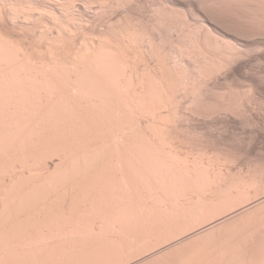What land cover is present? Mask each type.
Instances as JSON below:
<instances>
[{
  "label": "bare ground",
  "instance_id": "obj_1",
  "mask_svg": "<svg viewBox=\"0 0 264 264\" xmlns=\"http://www.w3.org/2000/svg\"><path fill=\"white\" fill-rule=\"evenodd\" d=\"M152 1L0 0V264L148 244L220 264L213 240L264 219L260 162L190 128L262 111L227 82L264 58V0ZM253 240L225 264H264Z\"/></svg>",
  "mask_w": 264,
  "mask_h": 264
},
{
  "label": "rangeland",
  "instance_id": "obj_2",
  "mask_svg": "<svg viewBox=\"0 0 264 264\" xmlns=\"http://www.w3.org/2000/svg\"><path fill=\"white\" fill-rule=\"evenodd\" d=\"M142 1H148V0H142ZM149 1H152V0H149ZM152 2H155V3H159V0H154V1H152ZM95 13V11L94 10H91V11H89V13L90 14H93V12ZM111 14V15H110ZM116 15H117V13H109L108 15L106 14V15H104V16H102L103 18L102 19H100V18H98V21H97V26L98 27H100V25H102L106 20H107V18H108V20H110V19H115L116 18ZM144 16H148V8H145L144 9V14H143ZM110 18V19H109ZM106 19V20H105ZM255 64V65H254ZM257 64V65H256ZM255 66V67H254ZM247 70H248V72H247ZM256 70V71H255ZM259 70V71H258ZM239 72L240 73H238L237 75H231L229 78H228V82L227 83H229L230 84V82L232 83L231 85H234V86H239L240 85V87H244V86H248V85H250V84H252L253 82H254V84H256V85H259L260 86V90H259V94H257V99L259 100V104H261V108H262V111H260L259 109H258V106L256 107V109L253 111V112H250V114H248L246 117H238V120H237V118H221V119H219V120H197V121H195L194 123H192L191 125H190V128H192V129H194V130H196V131H200V132H202L203 133V131L204 130H206V131H204V133H203V135L205 136V138H207L210 142H212V141H214L213 143H215V141H216V145H220V143H221V145L220 146H223V145H225L224 147H226V148H229L231 151H238L237 153H242L241 155H243V158H245V159H248L249 158V160H252V161H256V160H258V163L260 162H263V164L261 163H259V165L261 166V167H264V100H263V98H264V79H263V77H261L260 75H264V58H263V60L261 61V63L260 62H252V63H248L247 65H246V67L245 68H242V70H239ZM251 73V74H250ZM244 75V76H243ZM246 75H248V76H246ZM249 75H251V76H249ZM255 75V76H254ZM257 76H260V77H257ZM249 78V80H247L248 78ZM237 78V79H236ZM244 78H246V80L244 79ZM263 79V80H262ZM233 80V81H232ZM262 80V81H261ZM240 81V82H239ZM242 81V82H241ZM247 81V82H246ZM248 85H247V84ZM243 84V85H242ZM263 85V86H262ZM262 94V95H261ZM260 98V99H259ZM260 102H262V103H260ZM258 109V110H257ZM262 112V113H261ZM261 115V116H260ZM240 118V119H239ZM251 118H253V120L251 119ZM241 119H243L242 121H241ZM219 121V122H218ZM245 121V122H244ZM225 122V123H224ZM197 125H196V124ZM229 123V124H228ZM244 124V125H243ZM247 124V125H246ZM194 126H196V128L194 127ZM201 126H203V127H201ZM208 130H207V129ZM210 128V129H209ZM210 137H212V138H210ZM211 139H212V141H211ZM218 142V143H217ZM225 143V144H224ZM241 150V151H240ZM249 156V157H248ZM247 157V158H246ZM254 161V162H255ZM257 162V161H256ZM260 167V168H261ZM261 169H263L264 170V168H261ZM263 201V203H264V199L262 200ZM262 201L261 202H258L257 204L258 205H260V203H262ZM234 205L236 206L237 205V203H234ZM234 205L232 204V205H230L229 206V208L230 207H234ZM229 208H227V209H229ZM218 214L219 213H216V214H213L214 215V217H216V216H218ZM213 215H211L212 217H213ZM235 217V216H234ZM233 217V218H234ZM210 218V217H209ZM233 218H230V219H227L226 221H230V220H232ZM263 221H264V219L261 221V223L260 222H253L252 223V221H250L251 222V224H250V222H249V225H248V222H242L241 224H237V227L236 228H230L232 231H233V229H237L236 231H234L235 233H233L230 229L228 230V231H230V232H228L227 233V231L226 232H224V234L226 233V234H229L230 233V235L227 237V236H223L224 237V240L222 239L223 237H221L220 239H218V241H220V242H218L217 241V239L215 238L214 240H213V245L214 244H216V245H218V248H220V247H225L228 251V253H230V254H227V255H225V256H229L230 255V257L232 256V254H234L232 257H234L235 255H236V257L238 258V256L240 257V256H243V257H252L253 255V250H250V249H253L252 247L250 248V246H249V248L247 247L248 245H251V244H249V242H251L253 239H256L259 235H260V233H262L263 231H264V224H262L263 223ZM194 223L195 222H192V225H191V227H193L194 228V231L196 230V229H198L199 228V226H200V228L198 229V231L196 230L195 232H193V233H191L192 232V230H191V232H188V233H191V235L193 236L194 234H197L198 232H199V234H200V231L202 230L201 229V227L202 226H204L205 224H201V222L199 221V222H196L195 223V225L198 227H196L195 228V225H194ZM198 223L200 224V225H198ZM257 223V224H256ZM259 223V224H258ZM246 224V225H245ZM262 224V226H260ZM202 225V226H201ZM238 225H240V226H238ZM244 225V226H243ZM247 225L249 226V227H247ZM244 228H242V227ZM245 226H246V228H245ZM238 227H240V228H238ZM242 228V229H241ZM201 229V230H200ZM247 229H248V231L249 232H247ZM238 231H240V232H238ZM197 232V233H196ZM233 233V234H232ZM178 234V233H177ZM223 234V235H224ZM225 234V235H226ZM190 235V236H191ZM174 236H176V234H174ZM189 236V235H188ZM177 238V237H176ZM222 239V240H221ZM172 241V240H171ZM175 239H173V244L176 246H178L180 243H177L178 241H175ZM253 241H256V240H253ZM253 241H252V243H253ZM215 242V243H214ZM247 243H248V245H247ZM222 244V245H221ZM245 244H246V246H245ZM147 246V245H146ZM146 246H144V247H140V248H138V247H136V248H134V247H131V248H129L128 249V247H119V250L116 248V250H115V252L113 253L112 252V254L110 253V255L113 257H111L110 255V257L109 256H106L107 254L106 253H104L103 255L105 256V259H104V257H103V255L102 254H100L99 256L101 257V258H98V253H100V249H96L95 248V252H92V254L93 253H97V251H99L97 254H95V258H96V261L94 260V259H90L92 256H91V254H88L87 255V252L88 251H90L92 248H89V250L86 252V255H85V251L86 250H83V248L80 250V252L82 251V253L83 254H79V255H77L78 254V252H77V254H75L76 253V249H74V251H72V252H75L74 253V255L76 256V257H78L79 258V260H77L75 263L74 262H72L73 260H72V258H74V257H72L71 258V256H73V254H72V252L70 251V253H69V255H68V253H67V257H70L71 258V262H68L67 260H70V258H68L67 259V257H66V253L65 254H62V255H64L63 256V258L61 257V256H59V258L58 259H60V261L58 262L59 264H60V262H61V260L63 259H67L66 261H62V262H65V263H73V264H119V262H120V264H146V263H153V264H175L176 262H175V260L173 259V258H171V257H163V258H161V260L159 259V261L156 259V258H158V257H160L162 254L164 255V253H166L167 251H169L168 250V247L169 246H171V245H169V246H166L165 247V245H164V247L162 246V245H160V246H162L161 247V249H160V246H158L159 247V249L156 247V250L157 251H155V248H154V245H152V244H148V246L146 247ZM153 247L154 249H151V248H149L150 250H149V252H148V247ZM133 248V249H132ZM138 248V249H137ZM144 248V249H143ZM162 248H163V250H162ZM171 247H169V249H170ZM224 248V249H225ZM86 249V248H85ZM122 249V250H121ZM137 249V250H136ZM147 249V251H145ZM222 250H223V248H221ZM78 251H79V249H77ZM97 250V251H96ZM162 250V251H161ZM93 251V250H92ZM139 251H141V252H139ZM158 251H161V252H158ZM164 251V252H163ZM223 251H225V250H223ZM101 252H102V249H101ZM142 252H146V253H148V256H147V254H145V253H143V255H142ZM153 254H152V253ZM157 252V253H156ZM89 253H91V252H89ZM138 253V254H137ZM149 253H151V254H149ZM140 254L142 255V257L140 256ZM157 255V256H155V255ZM94 255V254H93ZM114 255V256H113ZM152 255V256H151ZM160 255V256H159ZM199 255V256H198ZM200 255H203V254H201V253H199V254H196L194 257H192V258H189V260L190 261H196V260H199V261H202V259H204L203 258V256H200ZM83 256H85V257H83ZM139 256V257H138ZM143 256H145V257H143ZM62 259H61V258ZM66 257V258H65ZM88 257H90L89 258V261L91 262H89L88 261ZM131 257V258H130ZM139 259H138V258ZM147 257H148V259H147ZM151 257V258H150ZM155 257V258H154ZM196 257V258H195ZM198 257V258H197ZM228 257V258H226V259H228V260H230L231 259V261H233V258L231 257ZM242 257V258H243ZM85 258H87V259H85ZM92 258H94V257H92ZM111 258H112V260H111ZM130 258V259H129ZM146 258V259H145ZM154 258V259H153ZM194 258L196 259V260H194ZM241 258V257H240ZM241 258V260H242V263H243V259H245V258H243L242 259ZM247 258H246V260H247ZM41 259V258H40ZM44 259H47V258H44ZM75 259H77V258H75ZM109 259V260H108ZM125 259H127L126 260V262H125ZM142 259H144L145 260V262H144V260L143 261H141ZM156 259V260H155ZM167 259V260H166ZM191 259H193V260H191ZM201 259V260H200ZM224 259H225V257H224ZM221 260L220 259V261L222 262V263H220V264H225V262H227L228 260ZM249 259V258H248ZM48 260V259H47ZM111 260V261H110ZM122 260V261H121ZM131 260V261H130ZM138 260V261H137ZM147 260H148V262H147ZM149 260H151V261H149ZM166 260V261H165ZM170 260V261H169ZM174 262H172V261ZM234 260H237V259H234ZM246 260H244V261H246ZM39 261H41V260H39ZM88 261V262H87ZM130 261V262H129ZM135 261V262H134ZM137 261V262H136ZM160 261H161V263H160ZM47 262V261H46ZM111 262V263H110ZM139 262H141V263H139ZM144 262V263H143ZM194 262H189L188 261V264H192V263H194ZM238 262H241L240 261V259H238ZM248 262V264H249V261H246L245 263H247ZM42 263L44 264L45 262H44V260L42 261ZM42 263H39V264H42ZM49 262H47L46 264H48ZM58 263H56V264H58ZM235 262H233V264H234ZM63 264V263H62ZM177 264V263H176ZM229 264H232V262H230ZM237 264H239V263H237Z\"/></svg>",
  "mask_w": 264,
  "mask_h": 264
}]
</instances>
